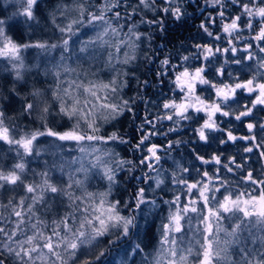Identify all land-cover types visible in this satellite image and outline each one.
I'll return each instance as SVG.
<instances>
[{
    "label": "snow or ice",
    "instance_id": "1",
    "mask_svg": "<svg viewBox=\"0 0 264 264\" xmlns=\"http://www.w3.org/2000/svg\"><path fill=\"white\" fill-rule=\"evenodd\" d=\"M6 2L16 11L0 16V264H136L137 256L140 264H264V169L257 176L247 167L254 152L264 159V123L248 122V134L241 136L231 126L232 119L243 123L258 106L264 108V56L253 51L264 54V0H203L201 15L208 7L216 15L199 24L200 38L227 46L181 43L176 63L172 55L162 59L159 84L168 78L173 95L159 104L140 91L124 98L129 74L134 76L141 46L152 48L173 26L184 28L192 18L187 9L199 8V0H72L50 14L60 34L55 42H18L9 35L20 23L30 30L39 25L43 0ZM121 8L131 11L122 14ZM57 16L67 22L57 23ZM141 25L148 31H140ZM84 30L92 35L80 39ZM166 46L156 45L144 59L154 63ZM220 55L227 57L223 63ZM101 59L112 73L107 81L71 66ZM192 61L200 63L192 67ZM48 77L52 85L37 86ZM137 83L144 91L154 86L148 79ZM238 92L250 98L242 110L233 108ZM151 106L158 109L155 115ZM121 118L129 123L124 134L116 127ZM164 121L170 122L166 131ZM185 121L198 125L192 129L197 146L189 148L191 140L153 142L179 135ZM106 125L115 130L104 134ZM237 141L245 142L247 155L237 149L226 156ZM213 144L211 155L200 154V147ZM181 146L200 167L183 156L172 158L174 171L166 175L162 161ZM121 174L146 187H134L127 200L114 198ZM95 178L105 182L103 191L89 190ZM169 186L170 199L155 196ZM113 248L123 252L119 261L107 259Z\"/></svg>",
    "mask_w": 264,
    "mask_h": 264
},
{
    "label": "trees",
    "instance_id": "2",
    "mask_svg": "<svg viewBox=\"0 0 264 264\" xmlns=\"http://www.w3.org/2000/svg\"><path fill=\"white\" fill-rule=\"evenodd\" d=\"M14 3V0H12ZM99 2V0H97ZM68 3L72 4V0H43V3L41 4V13H38V18H39V25L34 29L30 30L27 25H24L23 23H20L17 25L18 32L17 31H10L9 35H12L14 39H16L18 42H24L31 39H50L51 41L55 42L59 39V33L54 29L52 23H51V15L52 13H55V10L57 9L58 6H63V4ZM129 3H135V0H129ZM199 8H191L189 7L187 10L189 13L192 14V18L188 20L187 25H185L184 28H181L179 30H176L175 27L173 26L169 33H168V38L164 39L163 37H157L154 39L152 48H149L147 42H145L142 46L140 51L138 52V61L136 62L135 65H133L134 69V76L132 73L129 74V86L124 89L123 95L124 98H129L132 96H135L138 91H140L141 95L145 99H152L157 101V104H159L164 98H171L172 93L170 92L171 85L168 82V78H165L164 80V85L163 87L160 86L159 84V78L157 76V73L161 70L160 69V61L164 59L166 56L172 55L173 56V63H176L175 60V54L178 49H180L181 43H183L185 46H190L192 43H204V42H209V43H215L217 46L220 47H225L226 41H216L212 42L209 41L206 36L205 39L202 40L200 38L199 34V24L205 20L206 17L209 15L215 16L216 11L212 7H208L206 11L203 12V15H201V11L204 9V2L203 0H199ZM6 8V11L3 9ZM131 11L130 8L124 9L121 8L120 11L123 12ZM230 11L235 14L234 9H229ZM16 11L15 7L10 6V3L6 2V0H0V16L2 17H11L13 12ZM75 15L74 12L69 11L68 16L73 17ZM143 15V13H141ZM148 16H151V13H148ZM22 21L23 18H17ZM137 21L139 20V17L136 18ZM67 21L64 18H61L57 16V23L63 25ZM169 24H171V21H169ZM140 31L146 32L148 31V27L146 25H141L140 26ZM212 31L216 32L218 31V26L213 27L211 29ZM85 34H82L80 39H87L88 36L92 35V33L88 30H84ZM244 35H248L247 31L244 33ZM255 43V42H254ZM156 45H167L166 47H162L160 51L157 52V58L155 59L154 63H149L148 60L144 59V55L147 54L148 56H151L152 51L155 49ZM76 48L79 47L78 43L75 45ZM254 52L258 56H264V54L259 53L258 49L254 47L253 49ZM34 51L32 52V56H34ZM26 56H29V53H25ZM219 55V54H218ZM31 59V56H29ZM227 57L224 55L219 56V60L221 63L224 62V60ZM5 63V61L0 60V64ZM200 63V61H192V67L197 66ZM71 66L74 68H77L78 71H89V72H95L96 73V79L99 80H104L107 81L108 79L111 78L112 73L104 66L103 60H97L96 62H73L71 63ZM235 66L231 65L229 67V70H232ZM253 69H255V63L253 62ZM171 75V73H170ZM251 71L247 72L246 74L241 75V79H248L250 78ZM93 78V77H89ZM41 80L44 79V77H40ZM148 79L153 82V87L147 89V91H144L141 86H138L137 81L140 82V85H142V82ZM0 83H3V81H0ZM53 84V80L51 77H48L46 82L43 84H37L38 87H43L47 88L50 85ZM11 84L10 82L8 83V87H10ZM32 86V81H29L28 87L30 88ZM203 87V86H200ZM27 89H21V92L23 93ZM199 90V89H198ZM163 91L164 96L160 97L157 96V93ZM206 95V93H205ZM238 100H239V105L234 104L233 108L236 110H242L241 106L243 104L249 103L250 98L247 96L246 93L238 92L237 94ZM178 98V97H177ZM139 108L143 109L142 104H138ZM153 115H155L158 111L156 106H151L148 109ZM15 111V106L11 109H9V114H14ZM228 119V118H224ZM244 122L241 123L240 121H235L232 119V130L235 135L241 136V135H247V128L246 124L248 122H253V123H264V108H261L260 106L257 107V109H254V114L253 116L243 118ZM202 122V121H201ZM170 126V122L164 121L163 122V130H167V128ZM198 125L195 123H191L188 121L183 122L182 127H181V132L179 135H171L167 139H165L162 136H158L154 138L153 142L160 143V144H166L169 139L175 140V139H180V140H191L192 144L189 146L195 147L196 145V136L193 132V128L197 127ZM222 127H225L226 125H221ZM117 128H119L121 134H124L129 130V123H128V118H121V122L116 125ZM115 130L112 125H106L105 126V133L107 134L108 132H111ZM245 146L244 141H237L235 146L229 145L227 151L225 152V155H236L237 154V149L240 150V156H244L247 154L243 153V147ZM118 151L121 152L122 155H128L125 146H120L117 149ZM217 150L216 144H213L212 147L209 148H204L200 147L199 151L200 154L202 155H211L213 151ZM137 156L140 154L137 153ZM171 158H165L162 161V168L163 170H166L165 174H170L172 171H174L173 167V159L180 160L181 156L184 157V162L186 164H193L195 163L196 167H200L199 162L192 161L191 158L188 155V151L181 146L179 149H176L175 151H172L171 153L168 154ZM239 159V156H238ZM42 163V160L40 161ZM33 168H36L37 171H39V168L37 166V163H33L31 165ZM205 168H208L210 166L205 165ZM247 167L254 169V174L259 176L261 174V170L264 169V159H260L258 156V152H254L251 154L250 159L247 161ZM137 176L140 175V172L137 171L135 173ZM195 175V173H193ZM120 187L117 190V194L115 195L114 198L117 199H122V200H127L129 198V194L132 192L133 188L136 186L139 187H146L144 184H137V181H131L129 182L127 179L126 174H121L120 176ZM105 187V182L101 181L99 178L93 179L90 184H89V190L90 191H103ZM127 189V191H125ZM149 195L152 196L153 194L149 192ZM161 195H164L165 198H171L173 195V191L171 189V186H169V190L166 193H161L157 191L155 193V196L159 197ZM125 214H128L127 210H124ZM166 214V213H165ZM150 221L153 219L152 217L149 218ZM141 225L144 224V221H140ZM160 223V221L157 219L155 220V223L152 225V232L150 235H152L154 238L152 240V245L153 247L155 246L156 239L159 236V233L157 232L156 226ZM147 242V241H146ZM99 249H96V252H98ZM147 251H152V248L147 249ZM119 253V255H117ZM95 254V253H94ZM113 257L116 258L117 261H119L123 257V252L121 251L120 248H113L111 250L110 255L108 256V260H111ZM141 257L137 256L136 257V264H140Z\"/></svg>",
    "mask_w": 264,
    "mask_h": 264
}]
</instances>
